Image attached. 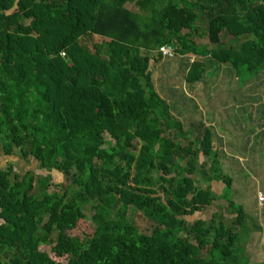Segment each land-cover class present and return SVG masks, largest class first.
I'll list each match as a JSON object with an SVG mask.
<instances>
[{
	"label": "trees",
	"instance_id": "trees-1",
	"mask_svg": "<svg viewBox=\"0 0 264 264\" xmlns=\"http://www.w3.org/2000/svg\"><path fill=\"white\" fill-rule=\"evenodd\" d=\"M157 63L182 73L163 94ZM209 67L264 123V0H0V147L48 173L0 168V264H247L240 206L192 219L232 182L212 132L173 114V86L205 88ZM81 220L90 233L63 231Z\"/></svg>",
	"mask_w": 264,
	"mask_h": 264
},
{
	"label": "rangeland",
	"instance_id": "rangeland-1",
	"mask_svg": "<svg viewBox=\"0 0 264 264\" xmlns=\"http://www.w3.org/2000/svg\"><path fill=\"white\" fill-rule=\"evenodd\" d=\"M128 7L137 11L134 4H130ZM196 25L198 34L194 36L195 43L207 48L215 46L208 42L204 32L205 25L200 22ZM94 40L100 41V38L94 37ZM193 59L194 56L191 61ZM160 66H162L160 63L155 65L153 76L157 91L163 94L165 88L161 89L160 82L166 80L167 82L163 83L167 87L172 79L175 82L174 78H180L182 73H179L176 77L175 73L178 72H176L174 65L168 64L167 68L166 65L163 68ZM228 71L223 74L212 67L207 68L206 74L208 76L205 79V88H203L204 85H196V89H190L181 85L183 84L182 82L181 84L176 83V85L178 84L177 87L172 84L176 91H174V96L183 102V104L179 102V105H177L180 111L173 112L175 117L183 121L182 124L185 131H191V123H194L195 126H200L198 123L203 122V128H208L212 132L214 142L220 145L218 153L220 154L222 172L230 177L232 181L230 187L222 189V183L212 182L213 190L219 192L221 189V195L224 200L218 199L199 215L187 218H190L188 221L193 223L192 219L197 217L209 220L214 218L215 215L221 214L225 218L224 221L230 224L235 212H229L226 201L231 199L236 206L242 208L246 215L243 219V224L239 226L241 234L239 235L240 239L236 241V246H239L238 244L242 245L244 255L249 257L247 264H260L264 261V206H258L255 196L257 191H264V123L258 121L260 120V114L253 115L254 122L249 119V113L257 104L255 103L256 106L254 105L253 107L249 102L246 104L239 102L243 93L240 96L230 91L229 83L236 84V82L232 81L230 77L232 72ZM252 94L244 92L245 96H251ZM256 94L258 96H254L255 100L260 98L258 103L264 102L263 91H259ZM261 130L262 134L255 137V134L258 135ZM15 152L17 151L15 150ZM9 163L13 164L14 171L20 174L26 170H30L37 175L48 174L33 158L24 160L17 153L5 155L0 147V168H5ZM64 181L62 174L57 171L52 172V184L56 185ZM50 190L57 192L59 188L51 186ZM230 211H233L231 207ZM86 213L88 217L91 215V211H86ZM138 215L136 218L137 226L140 231H143L149 227L150 222L145 221L141 213H138ZM46 220L47 214L42 215L41 222L43 223ZM91 225V221L81 220L75 230H70L66 227L62 228L64 232L69 231V233L83 235L92 231L93 227ZM55 235L54 233L53 237ZM41 249L47 251L48 246L44 245Z\"/></svg>",
	"mask_w": 264,
	"mask_h": 264
},
{
	"label": "built area",
	"instance_id": "built-area-1",
	"mask_svg": "<svg viewBox=\"0 0 264 264\" xmlns=\"http://www.w3.org/2000/svg\"><path fill=\"white\" fill-rule=\"evenodd\" d=\"M159 51L162 53L163 56H172V51L170 47H160ZM257 203L260 207L264 206V193L258 192Z\"/></svg>",
	"mask_w": 264,
	"mask_h": 264
},
{
	"label": "crops",
	"instance_id": "crops-1",
	"mask_svg": "<svg viewBox=\"0 0 264 264\" xmlns=\"http://www.w3.org/2000/svg\"><path fill=\"white\" fill-rule=\"evenodd\" d=\"M172 101H170V103H171ZM173 112H175V111H173ZM174 114V113H173ZM180 119V118H179Z\"/></svg>",
	"mask_w": 264,
	"mask_h": 264
}]
</instances>
